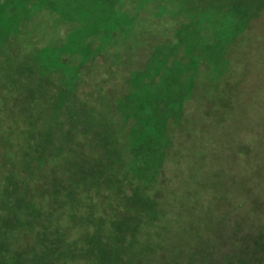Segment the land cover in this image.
I'll list each match as a JSON object with an SVG mask.
<instances>
[{"label":"rangeland","instance_id":"obj_1","mask_svg":"<svg viewBox=\"0 0 264 264\" xmlns=\"http://www.w3.org/2000/svg\"><path fill=\"white\" fill-rule=\"evenodd\" d=\"M0 16L20 40L105 42L106 86L130 78L134 150L169 205L144 264H238L240 238L264 236V0H0Z\"/></svg>","mask_w":264,"mask_h":264},{"label":"trees","instance_id":"obj_2","mask_svg":"<svg viewBox=\"0 0 264 264\" xmlns=\"http://www.w3.org/2000/svg\"><path fill=\"white\" fill-rule=\"evenodd\" d=\"M12 30L0 16V264H144L169 205L134 150L130 78L118 95L106 86L105 42L72 52ZM110 58L114 71L138 65ZM239 242L238 264H261L264 236Z\"/></svg>","mask_w":264,"mask_h":264}]
</instances>
